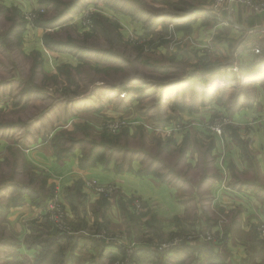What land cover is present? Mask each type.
Segmentation results:
<instances>
[{"label":"rangeland","instance_id":"rangeland-1","mask_svg":"<svg viewBox=\"0 0 264 264\" xmlns=\"http://www.w3.org/2000/svg\"><path fill=\"white\" fill-rule=\"evenodd\" d=\"M73 1L0 0V136L14 135L24 145L40 138L58 157L80 150L78 161L89 158L95 165L126 167L131 158L147 160L160 172V139L170 126L195 122H184V115L211 108L217 112L195 123L224 127L233 120L220 109H236L249 103L246 95H255L245 89L253 77H245V63L253 55L264 58V44L255 42L245 60L244 6L213 12V0H77L70 13L67 4ZM39 8L43 12L28 20ZM86 10L93 18L106 17L103 26L84 27ZM62 16L59 25L40 26ZM44 38L79 44L88 54L79 60V48L56 51ZM46 54L53 68L44 66ZM200 74L205 78L194 81ZM116 119L129 124L108 133L104 126ZM136 200L140 210L139 198L132 204ZM63 208L70 223L65 245L49 237L54 227L45 224L46 235L35 228L42 249L34 258L0 251V264H222L206 245L192 254H168L171 245H164L160 234L133 232L130 221L136 216H125L124 230L110 229L106 216L96 218L106 228L95 222L83 228L84 217L74 226Z\"/></svg>","mask_w":264,"mask_h":264},{"label":"crops","instance_id":"crops-1","mask_svg":"<svg viewBox=\"0 0 264 264\" xmlns=\"http://www.w3.org/2000/svg\"><path fill=\"white\" fill-rule=\"evenodd\" d=\"M244 9L246 60L255 42L264 44V14ZM251 13L256 16L253 21ZM52 62L46 54L44 66L53 68ZM263 86L264 73L253 75L245 83L248 92L256 91L245 96L249 103L220 109L233 120L221 133L195 124L208 120L216 109L184 115V122L196 121L183 123L171 136L160 139V172L138 158L120 169L102 164L83 169L78 166L80 150L58 158L48 141L38 138L24 145L14 135L0 136V251L24 258H34L41 251L40 244H29L35 228L44 231L46 226L37 197L53 191L74 226L82 217L89 225L100 223L96 218L104 213L110 229L124 230V204L137 212V219L130 221L133 232L142 228L160 234L163 244L171 245L168 254H192L206 245L222 264H264V239L256 232V225L264 220ZM88 180L113 183L116 190L105 200L86 184ZM77 182L81 185L75 192ZM135 198L141 202L140 210L132 204ZM66 239L70 238L60 239L61 245ZM174 247L176 251L171 250Z\"/></svg>","mask_w":264,"mask_h":264},{"label":"built area","instance_id":"built-area-1","mask_svg":"<svg viewBox=\"0 0 264 264\" xmlns=\"http://www.w3.org/2000/svg\"><path fill=\"white\" fill-rule=\"evenodd\" d=\"M238 6H244L248 8L250 11H252L255 14H264V0H213L212 4V10L214 12H220V11H227L231 12ZM43 12V8L36 9L34 11L29 12L26 17L28 20H33L37 17V15ZM92 12H89L86 10V13L84 14L82 18V24L86 28H91L92 26V18H91ZM254 53L259 54L260 50L256 47L253 49ZM129 124L125 119H116L112 122H108L104 129L111 134L117 133L121 128ZM181 124L172 125L167 130V132H164L165 136H171L173 131L181 129L183 126ZM196 124V123H195ZM199 126L202 128H206L209 130H212L215 133H221L223 130V127L219 123H211L210 125L206 124H199ZM215 124V125H214ZM96 193H98L101 196H110L112 193L115 192L116 186L113 183L108 184H101L97 182L96 180H91L87 183ZM137 201V200H136ZM134 203L135 209L138 210L139 204L138 201ZM138 204V206L136 205ZM44 208V214L46 216V219L52 224V226L57 229L60 232H69L70 230V223L69 219H67L66 211L63 208V205L57 196L51 198ZM260 231L263 234H259L264 236V220L262 224H260Z\"/></svg>","mask_w":264,"mask_h":264},{"label":"trees","instance_id":"trees-1","mask_svg":"<svg viewBox=\"0 0 264 264\" xmlns=\"http://www.w3.org/2000/svg\"><path fill=\"white\" fill-rule=\"evenodd\" d=\"M77 5H78V1L77 0H75V1H73V2H71V3H69V4H67V7H68V11L70 10V13L71 12H73L75 9H76V7H77ZM95 14H92L91 15V17H92V26H91V29L92 30H96V29H98V26H103V23H102V19H106V17H104V16H95L94 18H93V16H94ZM98 17V18H97ZM64 18V16H62V17H60V18H57V20H53V21H49V22H47L46 24H41L40 26H42V27H44V28H51V27H53V26H56V25H59V24H61V23H59L60 22V20L61 19H63ZM178 19H181V17H179ZM43 44L47 47V48H51V49H53V50H56V51H58V50H60V51H68V52H71V51H74L75 49H77V48H79V52H78V54H76L77 55V58L79 59V60H82L87 54H88V52H87V49H85V47H83V46H80L79 44H64V43H62V42H59V41H55V40H48V39H46V38H44V40H43ZM256 55H254L253 56V58H251V60H250V62H246L245 63V77L246 78H249V77H251V76H253V75H260V74H263L264 73V58H262V59H260V58H258V60H255L256 58ZM255 58V59H254ZM229 73H231V74H234V73H232V72H229ZM198 76V77H197ZM195 77H196V80H195ZM231 77H233V76H231ZM193 78H194V81H199L200 79H203V78H205V75L204 74H200V75H196V76H194L193 75ZM55 155L57 156V154H56V152H55ZM68 156H70V155H66V156H64V157H68ZM58 157V156H57ZM58 158H63V157H58ZM93 165H95V164H92V163H90L89 162V158H87V159H85V160H82V159H80L79 161H78V166L80 167V168H87V167H91V166H93ZM102 165H105L106 167L108 166V163H105L104 162V164H102ZM117 168L118 169H120V166H117ZM79 185H81V182H77V185L75 186V188L77 189V191L79 190L78 189V187H79ZM28 187L29 186H23V189L24 190H28ZM55 196V194H54V192L52 191V192H50L48 195H43L42 197H37V199H39V202H40V206L41 207H45L46 206V204H47V202L51 199V198H53ZM101 198H104L105 200H106V198H108L107 196H101ZM61 201V203H62V205L65 207V205L63 204V202H62V200H60ZM121 210H122V213L125 215V216H128V218L130 217V215H134V216H136L135 214L137 213V212H135V211H132V210H130L129 208H128V210L127 209H125L124 208V204L123 205H121ZM66 211V210H65ZM66 213H67V211H66ZM139 216V215H138ZM101 217H102V219L105 217V214L104 213H102V215H101ZM47 220V219H46ZM45 220V224H50V225H52L48 220L46 221ZM81 222V221H80ZM83 225H81V226H83V228H85L86 227V221L84 220L83 222H81ZM97 225H99L100 227H102V228H106L107 227V224L106 223H103V222H100V223H97ZM56 230V231H55ZM48 235H50L51 237L53 236V237H55L56 239L57 238H68V235L67 234H65L64 232H60V231H57V229H55L54 228V230L52 231V233H49L48 232ZM31 242L32 243H34V244H40L42 241H41V239L39 238V237H35V238H33L32 240H31Z\"/></svg>","mask_w":264,"mask_h":264}]
</instances>
